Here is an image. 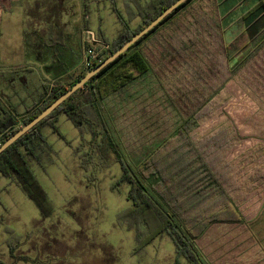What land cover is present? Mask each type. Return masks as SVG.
<instances>
[{"label": "rangeland", "instance_id": "1", "mask_svg": "<svg viewBox=\"0 0 264 264\" xmlns=\"http://www.w3.org/2000/svg\"><path fill=\"white\" fill-rule=\"evenodd\" d=\"M193 1L191 8L212 4ZM256 1H220L218 9L224 28L230 27ZM22 2L0 0V104L16 112L23 110L17 117L18 124L27 116V107L40 96L35 95L36 86L42 91L44 84L65 83L76 75L72 70L60 79L53 77L54 71L47 69L52 57L47 55L45 60L36 57L38 52L45 55L38 36L46 37L52 30L49 26L43 32L42 24L37 27L32 20L45 19L50 24L49 13L57 5L63 8L59 21L64 24L62 29L72 35L71 43L67 42L66 46L76 65L80 59L77 26L83 23V37L89 30L96 38L92 43L83 39L80 51L83 56L87 48L93 49L96 56L106 53L122 29L113 7L124 22L135 28L141 22L138 5L146 0H26V17ZM24 25L28 28L25 34ZM36 28L37 35L30 33ZM262 35L264 31L259 37ZM19 64L14 69L21 71L27 80L22 78L24 83L16 81L13 86H5V78L9 77H4V72ZM169 70L176 72L169 73L164 81L148 75L102 103V112L119 149L133 166L142 162L161 141L172 137L181 121L164 89L169 91L172 82L183 75L180 68L177 71L169 65ZM261 74H264V62L259 58L230 77L213 94L191 131L203 157L213 164L212 170L232 172L236 180L231 195L239 219L213 220L192 240L205 264H264V77ZM56 125L65 139L44 125L40 157H29L30 169L46 193L49 215L41 214L13 177L0 174V264H187L186 257L177 254L167 233L134 250V230L117 217L131 203L126 198L128 184H116L121 175L119 164L110 154L97 170L95 179L88 181L75 149L81 140L80 130L63 113L57 115ZM82 136L88 139L90 134L83 131ZM193 156L192 153L188 157Z\"/></svg>", "mask_w": 264, "mask_h": 264}, {"label": "trees", "instance_id": "2", "mask_svg": "<svg viewBox=\"0 0 264 264\" xmlns=\"http://www.w3.org/2000/svg\"><path fill=\"white\" fill-rule=\"evenodd\" d=\"M174 1L146 0L138 5L141 22L135 28L124 22L113 7L122 29L106 53L103 51L88 61L84 54L83 70L74 77L65 83L44 84L38 100L27 107L28 114L21 124L17 123L18 112L0 104V144ZM205 1L212 4L191 8L195 1L182 2L0 153V174L13 177L42 215H49L50 209L46 193L30 169L29 157H40L39 142L43 139L44 125L64 138L56 125L57 115L63 113L80 130L81 140L75 149L88 181L95 179L97 170L110 154L119 164L121 175L116 184H128L126 198L131 203L117 217L128 229L134 230V250L167 233L177 254L184 255L187 264H205L192 240L213 220L239 219L231 195L236 180L232 172L223 174L212 170L213 164L205 160L191 131L213 94L230 77L259 58L264 62V35L259 37L264 31V0H257L228 28L222 25L218 9L222 0ZM231 62H234L232 66ZM169 65L177 71L180 68L183 75L172 82L169 91L163 88L181 121L172 137L161 141L142 162L133 166L119 149L102 112V103L148 75L164 81L169 73L176 72H171ZM83 131L90 134L88 139L82 136ZM192 153L194 156L188 157Z\"/></svg>", "mask_w": 264, "mask_h": 264}, {"label": "crops", "instance_id": "3", "mask_svg": "<svg viewBox=\"0 0 264 264\" xmlns=\"http://www.w3.org/2000/svg\"><path fill=\"white\" fill-rule=\"evenodd\" d=\"M24 3H26V0H24ZM24 3L22 2L21 6H23L24 8H21V9L23 11V16L26 17L28 8L26 7L27 4H24ZM58 7L59 6L57 5L56 9L51 11V13H49L50 14V24L45 19H44V21L41 19L38 22L35 20H32V21L35 25H37V27H38V25L42 24L41 26L43 28V32H47L49 26H50V29L52 30V32L50 34H47L46 37L42 36V38H41L40 36H38L41 44L43 43L41 45V49L44 50L45 55H43V53H41V52H38L35 55L38 59H41V60H45L47 58V55L52 57V59H53L52 64L47 66V69H48V67H50V69H49V70H51L50 72L54 71L52 76L60 79V78L64 77L65 74L69 71L73 70V73H72L73 75L77 74L80 71V67H82L83 61H84V56L80 52L81 48H82L81 45H82L84 37L82 36L83 35L82 34L83 23H82L81 26H77V30L79 32V39H80L79 40L80 43L78 45V50L80 53L79 54L80 59H78V63L75 65L74 60H72V56L67 51V46H66L67 42L71 43V36L72 35H71V33H66V30L62 29L64 27V24H63V26L61 25V23L59 21V15H60L61 9H63V8L62 7L58 8ZM3 9L5 10L6 7H4ZM84 10L88 14L89 10H88L87 5L84 6ZM40 12H41V10H40ZM46 14H43V15H46ZM87 14H84V15L86 16ZM85 22H87V19ZM70 25H71V27L74 26L71 21H70ZM26 26H27V24H26ZM26 26L24 25L25 29L23 30V34H25L28 30V28ZM70 31H71V28H70ZM30 33L37 35L38 29L37 28L31 29ZM41 39L43 42L41 41ZM23 44L25 45L26 42L25 43L23 42ZM48 52H50V54H47ZM21 64H24V63H21ZM21 64L15 65V66L11 67L8 71L4 72L5 74H3V76L5 75V76L9 77L8 80L6 79L7 77L5 78V80H6V82L4 81L5 86H7V85L13 86L14 82H16V81L24 83L22 78L27 80V77L21 71H19V70L16 71V69H14V68L20 66ZM66 64L68 66H66ZM34 89H35V95H37V94L39 95L41 90H39L38 86H36ZM27 106H25V107H27ZM22 111H20L18 113H21Z\"/></svg>", "mask_w": 264, "mask_h": 264}, {"label": "water", "instance_id": "4", "mask_svg": "<svg viewBox=\"0 0 264 264\" xmlns=\"http://www.w3.org/2000/svg\"><path fill=\"white\" fill-rule=\"evenodd\" d=\"M185 0H175L172 4L166 7L160 14H158L154 19L142 27L138 32L133 34L127 41L120 45L114 52L109 54L101 62L91 69H88L85 74L76 81L71 87L66 89L62 94H60L53 102H51L47 107H45L40 113L33 117L28 122L21 125L18 130L8 137L3 143L0 144V153H2L8 146L14 143L23 134L33 128L42 119L49 115L56 107H58L67 97L80 89L89 79H91L96 73L102 70L110 62L115 60L120 54L125 52L132 44H134L138 39H140L144 34H146L150 29H152L158 22H160L169 13L175 10L182 2Z\"/></svg>", "mask_w": 264, "mask_h": 264}, {"label": "built area", "instance_id": "5", "mask_svg": "<svg viewBox=\"0 0 264 264\" xmlns=\"http://www.w3.org/2000/svg\"><path fill=\"white\" fill-rule=\"evenodd\" d=\"M85 33V38H84V41L85 42H87V43H92L93 41H96L95 39V36L93 35V33L91 32V31H89V30H87V31H85L84 32ZM85 55L87 56L86 57V61H88L89 60V58H91V57H95L94 55H95V53H94V51H93V49H91V48H87L86 50H85Z\"/></svg>", "mask_w": 264, "mask_h": 264}]
</instances>
